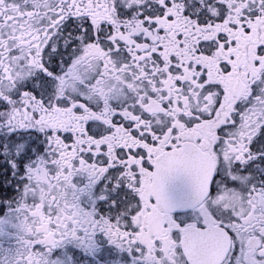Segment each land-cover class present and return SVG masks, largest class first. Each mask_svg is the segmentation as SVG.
<instances>
[{"label":"snow or ice","instance_id":"snow-or-ice-1","mask_svg":"<svg viewBox=\"0 0 264 264\" xmlns=\"http://www.w3.org/2000/svg\"><path fill=\"white\" fill-rule=\"evenodd\" d=\"M0 205V264H264V0H0Z\"/></svg>","mask_w":264,"mask_h":264},{"label":"flooded vegetation","instance_id":"flooded-vegetation-1","mask_svg":"<svg viewBox=\"0 0 264 264\" xmlns=\"http://www.w3.org/2000/svg\"><path fill=\"white\" fill-rule=\"evenodd\" d=\"M169 190L172 193V195H174V196L180 195L182 193V191L184 190L183 182L178 181V182L171 184ZM0 209H2V210H0V217H3L7 213V208H6V206L0 205ZM3 242L7 246V244L9 243V238L7 236L4 237ZM105 255H107V254H105Z\"/></svg>","mask_w":264,"mask_h":264}]
</instances>
